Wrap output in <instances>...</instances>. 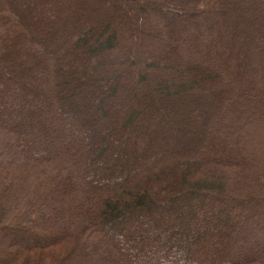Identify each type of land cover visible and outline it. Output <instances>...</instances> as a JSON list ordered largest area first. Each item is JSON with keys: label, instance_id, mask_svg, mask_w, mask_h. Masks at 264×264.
<instances>
[{"label": "trees", "instance_id": "1", "mask_svg": "<svg viewBox=\"0 0 264 264\" xmlns=\"http://www.w3.org/2000/svg\"><path fill=\"white\" fill-rule=\"evenodd\" d=\"M246 220L264 0H0V264H264Z\"/></svg>", "mask_w": 264, "mask_h": 264}, {"label": "rangeland", "instance_id": "2", "mask_svg": "<svg viewBox=\"0 0 264 264\" xmlns=\"http://www.w3.org/2000/svg\"><path fill=\"white\" fill-rule=\"evenodd\" d=\"M260 217H263V215H261V213H260ZM243 225H244V231H245V233H247L246 236H248L251 232H259L261 234V233H263V230H264V225L252 224L249 220H246ZM252 226H254V227H252Z\"/></svg>", "mask_w": 264, "mask_h": 264}]
</instances>
